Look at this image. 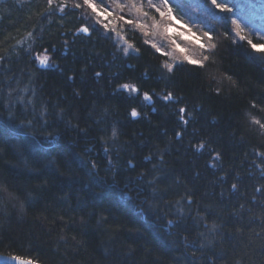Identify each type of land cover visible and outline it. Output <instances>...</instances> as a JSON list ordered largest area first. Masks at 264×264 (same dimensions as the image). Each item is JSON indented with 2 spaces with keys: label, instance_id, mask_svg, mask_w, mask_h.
<instances>
[{
  "label": "trees",
  "instance_id": "obj_1",
  "mask_svg": "<svg viewBox=\"0 0 264 264\" xmlns=\"http://www.w3.org/2000/svg\"><path fill=\"white\" fill-rule=\"evenodd\" d=\"M89 12L83 0L0 2V185L17 197L0 193V255L264 264V132L252 123H264V52L215 20L203 66L169 72L133 23L122 34L139 51L125 55Z\"/></svg>",
  "mask_w": 264,
  "mask_h": 264
},
{
  "label": "rangeland",
  "instance_id": "obj_2",
  "mask_svg": "<svg viewBox=\"0 0 264 264\" xmlns=\"http://www.w3.org/2000/svg\"><path fill=\"white\" fill-rule=\"evenodd\" d=\"M1 1L2 0H0V2ZM56 1L64 3L65 0H54V2ZM108 2L110 6L106 1L96 6L93 1H90L96 9L95 11H93V7L87 5L95 25L104 29L105 34L124 51V48L127 47L129 43L124 42L126 40L125 36L122 34L124 30L123 23L129 24L125 21L132 20L133 28L139 32L144 42L147 41L146 44L154 51H156V48L152 47L153 44L159 47L161 51L156 52L165 57V64H172L173 67L188 63L185 56L189 59L203 62L204 56L207 52L212 50V48L208 47L212 40L209 41L208 38L204 36V31L209 28L212 29L215 20L224 21L232 39L236 42L249 43V40L264 42V0H228V6L232 8L231 14L220 12L209 5L215 18L207 19L200 15V9L197 7L203 0H198V2L195 3L193 0H189L192 8L188 10V14L185 18L179 22L161 19L158 14H153L154 18H149L143 16L141 12L134 8L125 7L121 10V8L118 7V4H130L131 2H135L138 6L144 4L145 10L149 11L151 14L152 10L146 7V0H108ZM121 17H123V19H121ZM233 20L236 21V24L232 23ZM105 25H107V30ZM237 25L240 27H237ZM168 26H171L172 31H166ZM117 32L120 33V36L124 37V41H121L120 36L116 35ZM241 37H243V39H241ZM201 43L205 45V48L200 47ZM129 54L134 55L135 52L130 48ZM44 56L46 55L42 54L37 57L43 58ZM37 57H35V62L40 66ZM46 67L51 68L49 58ZM165 69L167 70V68Z\"/></svg>",
  "mask_w": 264,
  "mask_h": 264
},
{
  "label": "snow or ice",
  "instance_id": "obj_3",
  "mask_svg": "<svg viewBox=\"0 0 264 264\" xmlns=\"http://www.w3.org/2000/svg\"><path fill=\"white\" fill-rule=\"evenodd\" d=\"M85 5H88L89 7H93V5L90 3V0H83ZM54 0H48V5L51 7V5H53ZM209 5L212 6V8L217 9L220 12H227L229 14L232 13V8L228 6V0H203L202 3L198 4L197 7L200 9V15L202 17H204L205 19L207 18H215L214 14L211 10V8H209ZM65 5L61 4L60 8L61 10H63V7ZM75 7L80 8L82 5L80 4H74ZM118 7L121 8V10H123V8L125 7H131L136 9L137 11L141 12V14L145 17H149V18H154L153 14H158L159 17L161 19H169V20H173V21H177L179 22L180 20H183L185 18V16L188 14V10H190L192 8V5L189 3V0H176V2L174 3L173 0H146V7L147 9L152 10V13L150 14L149 11L145 10V5L144 4H140L139 6L135 3V2H131L130 4H118ZM96 9L93 7V11H95ZM111 14V13H109ZM121 19H123V17H121ZM99 22V21H97ZM126 23H132V20H127L125 21ZM233 24H236V21L233 20L232 21ZM237 27H240L239 25H237ZM105 28L107 30V25H105ZM166 31L170 32L172 31L171 26H168L166 28ZM210 31H212L211 28L206 29L204 31V36H206L208 38L209 41L212 40V36L209 34ZM78 32H83V33H88L89 29L87 27H81L78 29ZM32 34L29 33V36H31ZM117 36H120V33L117 32L116 33ZM121 41H124V37L120 36ZM241 39H243V37H241ZM125 43H127V41H124ZM145 43H147V41H145ZM249 43L251 45V47L253 49H256L258 51L264 52V45L261 44H257V43H253L251 40H249ZM215 44H209L208 47L209 48H215ZM117 47H119V45H117ZM152 47L156 48V51H161V49L159 47H157L155 44L152 45ZM201 48H205V45L203 43L200 44ZM132 49L133 51L138 52L139 49L135 48L132 44H127V47L124 48V53L125 55L129 54V49ZM183 51V50H182ZM37 59L39 60V64L41 66H46L47 65V61H48V57L44 56L43 58L41 57H37ZM185 59L188 60V63L190 64H200L201 66H203V63L201 61H196V60H192L189 59L187 56H185ZM209 57L207 55L204 56V60H208ZM165 68H167V70L169 72L173 71V65L172 64H165L164 65ZM101 75V73L97 72L96 76L99 77ZM69 79H72V77H69ZM230 79V78H229ZM121 88H123L125 91H131L133 93L137 92L138 89L136 88V86L134 85H129V84H123L120 85ZM162 99L164 101H172L174 99L172 92H168L167 95L162 96ZM144 100L151 102L152 97L148 94V93H144ZM256 105L253 104V107H255ZM185 109L181 108L180 112L184 113ZM131 115L133 117H136L138 115V113L135 111V109H133ZM99 123V121H97ZM185 123H187V121H185ZM252 123L254 124H258L260 129L262 130V132H264V123H261L259 120H253ZM177 137L180 136V133L177 132L176 133ZM117 138V133L115 131V129H113L112 131V135H111V140H115ZM101 141L107 145V140L102 136L101 137ZM104 152L107 154L109 152V147L106 146L104 148ZM217 159L219 158L218 156L216 157ZM112 161L109 160V164H111ZM93 167H95V164H93ZM232 189L233 191H237V185L233 184L232 185ZM257 192H260L261 189L257 188L256 189ZM0 193H4L6 194L8 197H10L11 199H16L17 197L8 191L7 187L4 185H0ZM3 198L0 197V203H2ZM189 203H191V200H189ZM244 205L241 204L240 205V209L243 210ZM182 214V213H181ZM237 213H233V215H236ZM171 223V222H170ZM214 230V229H213ZM15 259V257H14ZM28 264H32L31 261L28 262Z\"/></svg>",
  "mask_w": 264,
  "mask_h": 264
},
{
  "label": "water",
  "instance_id": "obj_4",
  "mask_svg": "<svg viewBox=\"0 0 264 264\" xmlns=\"http://www.w3.org/2000/svg\"><path fill=\"white\" fill-rule=\"evenodd\" d=\"M83 33V32H80ZM85 35L87 33H84ZM41 66V65H40ZM42 68H44L45 66H41ZM29 261L27 260H22V259H18V258H13V257H8V256H4V255H0V264H28ZM32 264H36L33 263Z\"/></svg>",
  "mask_w": 264,
  "mask_h": 264
}]
</instances>
